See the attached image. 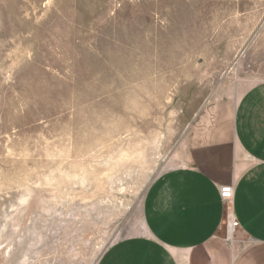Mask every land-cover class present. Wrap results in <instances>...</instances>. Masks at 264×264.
<instances>
[{
	"label": "rangeland",
	"instance_id": "obj_1",
	"mask_svg": "<svg viewBox=\"0 0 264 264\" xmlns=\"http://www.w3.org/2000/svg\"><path fill=\"white\" fill-rule=\"evenodd\" d=\"M262 80L264 0H0V264L148 233L151 184Z\"/></svg>",
	"mask_w": 264,
	"mask_h": 264
},
{
	"label": "crops",
	"instance_id": "obj_2",
	"mask_svg": "<svg viewBox=\"0 0 264 264\" xmlns=\"http://www.w3.org/2000/svg\"><path fill=\"white\" fill-rule=\"evenodd\" d=\"M187 166L148 189V233L110 247L100 264H264V80L240 99L229 131L196 130ZM232 184V204L220 196ZM239 227L227 240V212Z\"/></svg>",
	"mask_w": 264,
	"mask_h": 264
},
{
	"label": "built area",
	"instance_id": "obj_3",
	"mask_svg": "<svg viewBox=\"0 0 264 264\" xmlns=\"http://www.w3.org/2000/svg\"><path fill=\"white\" fill-rule=\"evenodd\" d=\"M221 199L227 203L232 204L235 197V187L232 184L222 185L220 187ZM239 227V222L236 220L234 213L231 209L227 212V240H232L235 230Z\"/></svg>",
	"mask_w": 264,
	"mask_h": 264
}]
</instances>
